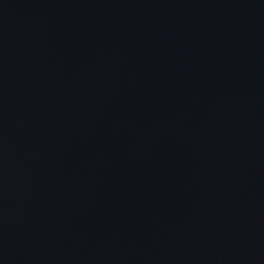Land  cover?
Returning a JSON list of instances; mask_svg holds the SVG:
<instances>
[{
  "label": "water",
  "instance_id": "1",
  "mask_svg": "<svg viewBox=\"0 0 264 264\" xmlns=\"http://www.w3.org/2000/svg\"><path fill=\"white\" fill-rule=\"evenodd\" d=\"M0 264H264V0H0Z\"/></svg>",
  "mask_w": 264,
  "mask_h": 264
}]
</instances>
